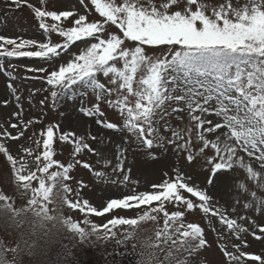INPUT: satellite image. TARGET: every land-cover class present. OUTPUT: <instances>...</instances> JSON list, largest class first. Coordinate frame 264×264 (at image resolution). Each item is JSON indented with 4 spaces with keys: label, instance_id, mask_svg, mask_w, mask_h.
I'll use <instances>...</instances> for the list:
<instances>
[{
    "label": "snow or ice",
    "instance_id": "obj_1",
    "mask_svg": "<svg viewBox=\"0 0 264 264\" xmlns=\"http://www.w3.org/2000/svg\"><path fill=\"white\" fill-rule=\"evenodd\" d=\"M11 2L16 7L27 4L39 20V27L45 33L57 32L65 38V42L39 43L23 38L17 42V39L0 36V55L51 58L59 56L60 50L67 49L69 44L76 41L88 38L96 40L66 65H61L58 70L48 74L47 83L59 89V92H52L54 98L63 95L77 83L90 87L98 102L103 101L120 113L123 119L122 130H127L149 149L162 139L159 135L161 122L165 132L172 133L173 139L168 140L169 144L184 139L183 133L171 129L164 119L168 115L165 105L175 102L177 106L171 111L176 113L187 109L191 121L199 130L198 139L203 144L199 152L204 153L208 148L214 151V156L207 160L212 173L209 184L213 183L218 174L230 171L236 165L245 167L249 178H257L258 174L250 165L244 164L243 157L238 152L243 151L249 156L259 153L256 159L264 166V0H248L242 7H233L229 0L228 3L213 7L211 16L206 14L209 5L203 0H187L186 6H180L179 0H167L159 7L151 0H148L147 6L141 0H123L121 3H117V0H91L95 11L104 18V22H86V17L80 15L74 21V26L66 29L59 22L62 18L67 20L73 16L71 11L57 13L34 8L27 0ZM173 5L181 7V10H171ZM48 17L55 23H46L45 18ZM105 24L115 25L123 33V39L115 34L103 38L100 34L104 33ZM124 40L137 42V46L134 49L125 48ZM5 45L13 47L8 49ZM33 45L39 50L20 51ZM144 45L167 46L169 51L158 57H150L144 53ZM117 63L122 66L118 67ZM98 73L110 77L108 83L113 87L100 83L96 78ZM81 111L87 116H91L93 112L103 115L99 103L93 105L92 109L81 108ZM207 114L220 117L222 122L214 123L205 119ZM97 123L107 129L115 130L120 127L104 120H98ZM12 127L17 125L13 124ZM54 127L59 128L58 125L49 126L42 133L43 150L35 154L32 163L26 157H32L36 149L23 148L26 155H19L18 152L17 156H13L0 144V153L4 154L11 165L17 190L22 197H27L23 206L15 207L11 202L14 198L0 192V217L6 220L7 226L14 229L17 235L15 247L6 250L32 255L39 240L48 237L53 229H67L81 241L88 242L90 237L105 241L116 238L119 228L120 239L116 243L122 245L134 237L135 229L141 222H157L158 214L162 213L163 226H157L156 242L153 246L161 252L167 249L164 257L166 264H189L184 254L190 257L193 252L204 248L207 241L204 239L202 227L196 223L183 222L184 211L169 213L165 209L164 203L173 201L186 206L187 211L198 208L205 215L210 213L212 217L218 218L229 236L247 231L236 220L230 219L213 202V197L206 190L190 185V177L180 172H177L175 178L153 184L152 192L109 199L100 210L91 206L87 199L73 202L67 195L72 189L66 183L71 179L69 173L73 164L64 165L54 159ZM220 129L228 131L216 135L214 140L204 135L215 134ZM22 135V131L18 136L4 133V136H9L12 140H17ZM59 139L74 146L73 158L84 149L95 151L84 142L83 137H76L75 133L62 132ZM189 142L185 140L183 145L177 143V148L188 151L187 160L192 163L195 155L188 148ZM36 143L39 147L40 141L37 140ZM75 163L92 171L89 163L79 160ZM53 168L56 170H51ZM117 169L122 171L120 164L113 171ZM94 175L97 178L105 177V173L100 171H96ZM123 180L128 181L129 176L124 175ZM34 181L38 182V186L33 185ZM78 183L81 188L84 187L82 181ZM238 187L245 193L248 192L243 182ZM181 190L196 198L199 203L186 198ZM251 196L258 201L257 211L264 213V200L257 198L255 192ZM153 202L159 203L156 207H148L134 218L112 216L103 224L97 225L85 217L82 223L85 226L90 224V230L74 222L71 217L63 216L61 209L63 205L71 210L78 209L81 213L101 217L114 210L151 206ZM251 206L247 203L244 205L245 208ZM25 226H30L27 234L22 231ZM120 226H128L132 231ZM213 230H216L215 226ZM259 231L264 234V226ZM26 235L32 239L29 240ZM232 247L239 255L230 252L226 246L221 251L230 264H243L241 258L248 254L240 250L239 244ZM57 255L60 259L55 264H61V261L63 264H71L69 258L73 253L70 247L63 246V250ZM248 258L264 264V260L258 255H248ZM0 264L8 262L0 260ZM12 264H23V261L13 260Z\"/></svg>",
    "mask_w": 264,
    "mask_h": 264
},
{
    "label": "rangeland",
    "instance_id": "obj_2",
    "mask_svg": "<svg viewBox=\"0 0 264 264\" xmlns=\"http://www.w3.org/2000/svg\"><path fill=\"white\" fill-rule=\"evenodd\" d=\"M121 2L123 0H117V3ZM141 2L145 6L148 5V0H141ZM151 2L159 7L167 0H151ZM203 2L209 5L206 14L211 16L213 7L228 3L229 0H203ZM230 2L233 7H242L248 3V0H230ZM27 3L32 4L34 8L56 11L57 13L60 11L73 12V16L67 20L62 18L59 22L65 29L74 26V21L80 15L86 17V22H104V18L95 11L91 0H84V3H81V0H27ZM179 4L186 6L187 0H179ZM194 9L195 6H193ZM171 10H181V7L173 5ZM45 22L55 23L50 17L45 18ZM39 23L33 9L29 8L27 4L16 7L11 0H0V36L17 39V42L20 38L35 40L39 43L50 41L63 44L65 42V38L57 32L45 33L39 27ZM104 28V33L100 34L103 38L106 39L109 34H115L123 39V33L115 25L105 24ZM94 42L96 40L93 38L76 41L69 44L67 49L60 50L59 56L51 58L0 55V125L3 126L0 127V144H3L13 156H17L18 152L19 155H26L22 151L23 148L36 149L37 151L32 157H26L32 163L35 154L43 150L42 133L49 126L58 125V129L54 127V159L64 165L73 164L69 173L71 179L66 181L72 189V192L67 194L68 198L73 202L77 199L81 201L87 199L89 204L98 210L106 206L109 199L122 198L125 195L145 191L152 192L154 191L151 187L153 184L160 183L167 178H175L177 172H180L186 177H190V185L206 190L207 194L213 197V202L230 219L236 220L241 227L247 229V231L229 236L227 229L219 223L218 218L212 217L210 213L205 215L198 208L187 211L186 206L175 201L165 202L164 207L169 213L184 211L183 222L185 224L196 223L203 228L207 244L204 248L193 252L190 257L184 254L189 264H230L221 248L226 246L230 252L239 255L232 247L234 244H239L240 250L244 253L258 255L261 260H264V234L259 231V228L264 226V213L257 211L258 201L251 196V193L255 192L257 198L264 200V187L258 186L264 185V166L260 160L256 159L259 153L249 156L243 151L238 152V155L243 157L244 164L250 165L253 171L258 174L256 179L249 178L245 167L236 165L230 171L218 174L213 183L209 184L212 173L207 160L214 156V151L208 148L204 153L199 152L203 146L202 141L198 139L199 130L191 121L187 109L176 113L171 111L173 107L177 106L175 102H168L165 105L168 115L164 119L171 129L181 131L184 139L169 144L168 140L173 139L172 133L171 131L165 132L163 122H161L159 135L162 139L156 141L149 149L127 130H122L123 119L120 113L107 103L98 102L90 87L77 83L66 90L63 95H58L55 98L52 96V92H59V89L47 83L48 74L58 70L61 65H66ZM136 46L137 42L124 40L123 47L134 49ZM5 47L11 49L13 46L5 45ZM142 47L144 53L150 57H158L169 51L167 46L144 45ZM37 50L39 48L35 45L20 49V51ZM117 66L120 67L122 64L117 63ZM35 69H44V71ZM96 78L106 87H113L108 83L110 77L98 73ZM97 103L100 105L102 116L95 112L91 116H87L81 111V108L92 109L93 105ZM196 114L200 115L199 112ZM205 119L214 123L222 122L221 118L214 114H207ZM98 120L112 122L120 127L115 130L107 129L102 124H98ZM13 124L17 127L13 128ZM207 126L205 125V127ZM188 129L190 131H187ZM21 131L23 135L17 140L4 136L5 132L10 133L11 136H18ZM225 131L228 130L220 129L215 134L204 133V135L208 139L214 140L216 135ZM62 132H72L76 137H83L84 142L95 151L89 152L84 149L73 158L74 146L59 139ZM37 140L40 141L39 147L36 143ZM185 140L190 141L188 148L195 155L192 163L187 160L188 151L177 148V143L183 145ZM3 159L5 167L4 171L0 168V192L12 196L14 199L11 202L14 203V206L21 207L26 203L27 197H22L17 190L11 165L4 154ZM76 160L89 163L92 171L75 163ZM118 164L121 165L122 171L117 169L114 172L113 170ZM32 166L35 167L34 164ZM96 171L105 173V177L97 178L94 175ZM124 175L129 176V180L126 182L123 180ZM80 181L84 184L83 188L78 183ZM240 182L246 185L247 193L238 187ZM33 185L38 186V182L34 181ZM78 192L79 196H77ZM181 192L186 198L199 203L189 193L183 190ZM158 203L153 202L151 206H141L140 209L114 210L101 217L81 213L78 209L71 210L63 205H61V209L63 216L71 217L74 222H78L82 227H87L90 230V224L85 226L82 223L85 217L89 221L101 225L112 216L134 218L138 214H142V211L148 207H156ZM246 203L252 206L245 208ZM158 215L157 222H141L135 229L134 237L129 238L122 245L116 243V240L120 239L119 228L116 238H109L105 241L90 237L88 242L81 241L77 235L67 229H53L48 237L39 240L32 255L6 250L15 247L17 237L0 227V242L6 251L3 260L8 264H12L13 260H22L23 264H55L60 259L57 253L63 250V246H68L73 253L69 258L71 264H138V262L139 264H162V262L166 264L164 257L167 249L165 252H161L153 246L156 242L155 230L157 226H163V214ZM213 226H215V231ZM120 227L132 231L128 226ZM29 228L30 226H25L22 231L27 234ZM237 235L239 239H237ZM257 236L261 238L257 239ZM26 238L32 239L27 235ZM134 245L135 247H133ZM248 255L241 258L243 264H260L259 260H250ZM232 264H238V262H232Z\"/></svg>",
    "mask_w": 264,
    "mask_h": 264
},
{
    "label": "trees",
    "instance_id": "obj_3",
    "mask_svg": "<svg viewBox=\"0 0 264 264\" xmlns=\"http://www.w3.org/2000/svg\"><path fill=\"white\" fill-rule=\"evenodd\" d=\"M4 164L5 163H4V159H3V154L0 153V168L3 169V171H4V167H5ZM0 203H2V202H0ZM0 227L2 229H4V230L8 231L9 233L13 234L15 237H17L16 232L14 231V229L9 228L7 226L6 220L3 217H0ZM5 255H6V251H5L2 243L0 242V260H3Z\"/></svg>",
    "mask_w": 264,
    "mask_h": 264
}]
</instances>
